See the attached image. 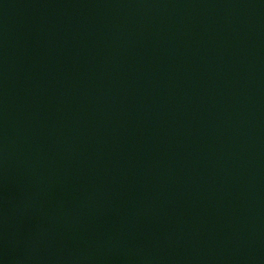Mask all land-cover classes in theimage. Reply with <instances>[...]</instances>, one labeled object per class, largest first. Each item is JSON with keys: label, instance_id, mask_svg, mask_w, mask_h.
Here are the masks:
<instances>
[{"label": "water", "instance_id": "1", "mask_svg": "<svg viewBox=\"0 0 264 264\" xmlns=\"http://www.w3.org/2000/svg\"><path fill=\"white\" fill-rule=\"evenodd\" d=\"M0 264H264V0H0Z\"/></svg>", "mask_w": 264, "mask_h": 264}]
</instances>
